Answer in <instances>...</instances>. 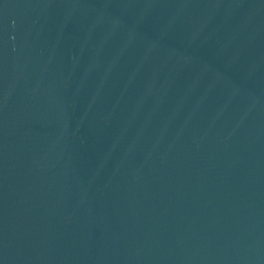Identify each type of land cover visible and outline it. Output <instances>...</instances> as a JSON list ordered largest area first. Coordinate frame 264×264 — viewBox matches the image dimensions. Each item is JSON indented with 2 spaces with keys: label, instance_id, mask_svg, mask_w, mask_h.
<instances>
[{
  "label": "water",
  "instance_id": "1",
  "mask_svg": "<svg viewBox=\"0 0 264 264\" xmlns=\"http://www.w3.org/2000/svg\"><path fill=\"white\" fill-rule=\"evenodd\" d=\"M0 264H264V0H0Z\"/></svg>",
  "mask_w": 264,
  "mask_h": 264
}]
</instances>
